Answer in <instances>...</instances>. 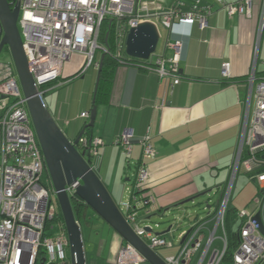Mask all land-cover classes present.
<instances>
[{
    "label": "built area",
    "instance_id": "2783aa9c",
    "mask_svg": "<svg viewBox=\"0 0 264 264\" xmlns=\"http://www.w3.org/2000/svg\"><path fill=\"white\" fill-rule=\"evenodd\" d=\"M9 1L12 7L20 5L18 27L24 52L29 69L44 97L59 82L63 66L72 55L81 54L85 58L81 75L92 66L99 68L98 52H109L107 46L100 42L102 24L106 20H110L115 34V56L121 58L124 56L128 33L140 23L152 22L159 32L160 27L170 30L175 24L198 25L204 30L208 28L209 17L213 13L212 6L204 0H176L171 8L163 11L159 5H141L140 0ZM215 1L227 9L230 17H253L256 0H241L237 3ZM260 1L261 21L255 58L264 30V0ZM3 36L0 21V43ZM167 47L174 51V56H158L154 71L161 77L173 78V85H177L181 81L182 44L180 41L168 42ZM121 62L125 60L121 58ZM255 66L256 60L249 75L244 122L231 170L232 182L217 209V228L203 246L205 223L197 221L178 253L164 259L167 264H188L200 249L202 252L198 264L223 263L228 248L225 217L231 189L240 171L255 181L258 194L254 199V210L245 209L236 213L240 241L234 252L233 264H264V234L255 218L257 213H261L264 224V78H257ZM222 76H231L229 63L223 64ZM27 102L13 59L11 62H0V264H38L40 256L44 257L40 264H72L67 252L70 242L64 222L56 221V233H52L55 229L53 225L46 230V224L53 222L60 211ZM82 117L89 122L90 113L85 112ZM138 142L142 147V160L156 157L149 135ZM115 143L126 157L131 155L134 146L131 134L119 136ZM79 146L84 152H89L96 162L100 161L99 150L104 146L100 137L84 134ZM92 166L95 169V165ZM45 174L48 184L43 182ZM149 179L147 165L138 164L135 179L138 193L130 188L129 199L122 201L119 208L135 233L157 251L173 247L174 242L155 233L151 226V232L146 231L140 223L139 209H144L149 216L158 209L153 196L142 199L137 196L146 191ZM79 184L67 187L69 195L75 194ZM216 231L222 247L213 248ZM218 231H221V235H218ZM49 232L51 234L46 235ZM185 234L180 237L183 238ZM143 262L144 257L127 244L120 249L116 264Z\"/></svg>",
    "mask_w": 264,
    "mask_h": 264
},
{
    "label": "crops",
    "instance_id": "0c3cea01",
    "mask_svg": "<svg viewBox=\"0 0 264 264\" xmlns=\"http://www.w3.org/2000/svg\"><path fill=\"white\" fill-rule=\"evenodd\" d=\"M239 1L225 0L226 3ZM204 2L212 6L213 12L208 28L202 30L198 25L183 24H175L170 30L160 27V41L162 29L167 38L147 65L120 63L117 66L108 101L97 106L93 131V136L104 142L99 150L100 161L94 167L115 202L122 190L131 188L138 164L147 165L150 179L145 198L153 196L158 209L151 216L139 209L141 222L206 201L204 217L194 216L189 220L188 229L177 237L174 231L157 232L174 242L173 247L157 250L164 259L178 253L180 235L192 229L197 221L205 223L203 246L216 230V214L222 197L217 202V193L223 192L232 170L244 122L249 75L255 60L256 75L264 74V30L255 58L261 1H255L251 19L239 15L230 17L227 9L215 0ZM178 41L182 44L181 81L173 85V78L161 77L154 69L158 56H174V51L167 47L168 42ZM84 62L81 54L71 56L46 102L57 124L71 140L88 123L82 114L90 113L93 107L99 74V68L92 66L81 75ZM224 63L231 66L229 78L222 76ZM123 134L134 137L129 157L115 143ZM146 135L150 136L157 153L150 160H142V147L138 142ZM123 175L127 177L125 180ZM92 223L99 239L97 248L102 242L99 260L93 264H116L120 249L127 243L111 228L104 237L103 224L96 218H92ZM212 247L217 248V231ZM201 252L202 249L196 252L188 264H198Z\"/></svg>",
    "mask_w": 264,
    "mask_h": 264
},
{
    "label": "water",
    "instance_id": "95a60500",
    "mask_svg": "<svg viewBox=\"0 0 264 264\" xmlns=\"http://www.w3.org/2000/svg\"><path fill=\"white\" fill-rule=\"evenodd\" d=\"M19 15V4L12 7L9 0H0V21L4 30V36L0 43V53L5 47L9 48L22 90L28 100L29 112L68 234L71 263L88 264L80 219L74 208V202L77 200L80 202L79 204L86 207L87 211H92L99 218V221L104 222L121 236L125 243L133 246L149 264H167L164 258L139 237L127 222L123 212L93 168L91 154L87 152L84 155L81 152L79 145L85 130L87 128L94 129L95 127L97 118L95 94L88 124L74 140L69 139L57 124L29 69L18 27ZM160 38L161 34L155 24L152 22L140 23L132 28L127 35L126 55L134 60L149 61L157 53ZM103 59L104 56L100 60L95 93L100 79ZM78 182L80 184L75 194L69 195L67 187ZM88 214L87 212L85 219L92 221L94 217L90 216L88 218ZM255 218L259 221L261 231L264 234L261 213H257ZM174 227V225H171L166 232H175L180 229L179 226ZM145 230L151 232L149 226H146ZM191 231L192 229L186 232L181 244L185 242ZM101 243L100 241L98 251L101 250Z\"/></svg>",
    "mask_w": 264,
    "mask_h": 264
},
{
    "label": "rangeland",
    "instance_id": "374dc122",
    "mask_svg": "<svg viewBox=\"0 0 264 264\" xmlns=\"http://www.w3.org/2000/svg\"><path fill=\"white\" fill-rule=\"evenodd\" d=\"M175 2H176V0H164V1H161V0H140L141 5L145 4V3H147L151 7L153 5H159L160 10H162V11L169 9L172 6V4H174ZM161 31H162V37L163 38L161 39L159 46H158L159 51L162 49L163 42L167 38L166 31L164 29H162ZM124 54L126 55L125 51H124ZM154 57L155 56H153L151 59H153ZM11 61H12L11 52H10L9 48L5 47L0 54V62H11ZM48 96H49V91L46 93V96H45L46 102H47ZM92 164L93 165L96 164L95 158L92 159ZM96 166H97V164H96ZM95 169H96L95 171L98 173L99 177L101 178L100 173L98 172L99 170L97 168H95ZM109 178H111V177H109ZM126 178L127 177L123 175V179L125 180ZM101 180H102V178H101ZM43 182L48 184V178H47L46 174L43 177ZM231 182H232V171L230 172V176H229L227 185L225 186V188H223V192L217 193V202H218L219 198L222 196L219 204H221L222 200L225 198L227 191L230 188ZM257 194H258V186L255 183V181L251 178L250 175L240 171L238 173V175L236 176L234 183H233V186H232V189H231V194H230V198H229V206L236 209L237 211H242L245 209L248 211L254 210L255 209L254 199L256 198ZM146 195H147V192L145 191V192L139 193L137 196L139 199H142V198H145ZM129 197H130V189L122 190L120 197L118 198V200H116L117 205L120 206L121 201H124L125 199H129ZM55 199L57 201L56 196H55ZM205 205H206V201H202L201 204H198V203L189 204L182 211H177L173 214H169V215L162 216V217L157 215V216H154L151 221H142L140 223L144 227L151 226L155 233L164 232L171 225H174L175 227L179 226L180 229L175 231V234H176L175 237H177L181 231H183L184 229H188V227L190 225L189 220H193L194 216L197 215L199 218L204 217V214H205L204 206ZM57 206H58V202H57ZM58 208H59V206H58ZM185 212L187 214L192 215V216L187 217ZM90 215L93 216L94 218H96L97 221H99V218L97 216H95V214L92 211H90ZM235 217H236V215H235ZM103 223L104 222H102V224ZM51 225L55 226V229L52 231V233H56L58 230V228L56 227L57 222L53 221L51 223ZM238 227H239V223H237L234 226V228L236 230H238ZM81 228H82V233H83L84 240H85V249H86L87 259H88L89 264H93L94 262L97 261V259L99 260V258L97 257L98 256L97 245H98L99 239L97 240L98 237L96 235V231H94V229L91 226H89L87 223H85V221H83V220L81 223ZM109 230H110V227L104 223L103 227L101 228V233H105L104 237L107 236V233ZM219 234H220V232L218 233V235ZM217 246L222 247V241L220 239H217ZM67 252H68V255L70 256V251L67 250Z\"/></svg>",
    "mask_w": 264,
    "mask_h": 264
},
{
    "label": "trees",
    "instance_id": "16d2710c",
    "mask_svg": "<svg viewBox=\"0 0 264 264\" xmlns=\"http://www.w3.org/2000/svg\"><path fill=\"white\" fill-rule=\"evenodd\" d=\"M189 1H193V0H189ZM101 30H102V33H101L100 42L107 46V48L109 49V52L106 54L102 52H98V55H97L99 59H101V57L104 56V59H103V66L101 68V74H100L98 87L95 93V106H98L102 103H106L108 101V98L112 90L113 79H114L116 68L120 63H122L121 58L125 60L124 63L134 64L137 66L147 65L149 63L148 61L134 60L132 58L127 57L126 55H125L126 57L122 56L121 58H117L115 56V49H114L115 34H114L113 26L110 23V20H106L103 22ZM256 76L259 80L264 78V74L263 75L257 74ZM225 82H230V81L225 79ZM87 124L88 123H86L85 126ZM93 131L94 129L87 128L85 130V134L91 137V135L93 134ZM81 152L84 155L87 154L83 150ZM135 183H136V180L134 179L131 188L133 189L134 193H138V190L135 187ZM75 206H77L76 207L77 209L80 208L79 205L77 204ZM236 213H237V210L229 206L227 213H226V217H225V228H226V234L228 238V248H227V252H226V255L224 257L222 264H233L234 252L240 241L239 231L234 228V226L237 224L236 217H235ZM57 220H61L62 222H64L63 216L60 212L58 213V216L55 218L54 221H57ZM51 223L52 222H48L46 224V230L50 229ZM47 234L50 235V232L46 233V235ZM43 260H44V257L40 256L38 264L42 263Z\"/></svg>",
    "mask_w": 264,
    "mask_h": 264
},
{
    "label": "flooded vegetation",
    "instance_id": "af4514ba",
    "mask_svg": "<svg viewBox=\"0 0 264 264\" xmlns=\"http://www.w3.org/2000/svg\"><path fill=\"white\" fill-rule=\"evenodd\" d=\"M80 202L79 201H75L74 202V208H75V211L78 213V217H79V222H80V225H81V223H82V220L83 221H85V223H87L89 226H92V221H89V220H87V219H85V216H86V213L88 212L89 214H88V218H90V210H88L87 211V209H86V207L84 206V205H82V204H79ZM79 205V209H77L76 207L77 206H75V205ZM88 264H89V262H88Z\"/></svg>",
    "mask_w": 264,
    "mask_h": 264
}]
</instances>
